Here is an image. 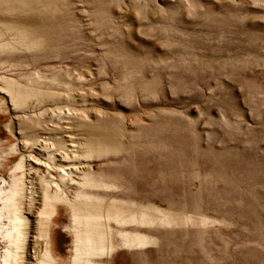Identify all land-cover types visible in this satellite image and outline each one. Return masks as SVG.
<instances>
[{
	"label": "rangeland",
	"instance_id": "374dc122",
	"mask_svg": "<svg viewBox=\"0 0 264 264\" xmlns=\"http://www.w3.org/2000/svg\"><path fill=\"white\" fill-rule=\"evenodd\" d=\"M31 149H54L138 218L169 216L110 219L113 250L97 260L264 264V0H0V264L24 258L22 233L2 237L27 215L26 193L8 190L31 185ZM117 229L153 240L127 249ZM49 236L71 264L69 206Z\"/></svg>",
	"mask_w": 264,
	"mask_h": 264
},
{
	"label": "bare ground",
	"instance_id": "6f19581e",
	"mask_svg": "<svg viewBox=\"0 0 264 264\" xmlns=\"http://www.w3.org/2000/svg\"><path fill=\"white\" fill-rule=\"evenodd\" d=\"M25 159L27 164L24 171L22 170L21 182L25 181L31 185L26 190V186L21 187L14 182L8 192L10 196L20 191L26 193L25 213L31 216V219L27 215L12 216L2 237L7 240L8 245H13L16 234L22 233L24 258L21 264H57L51 251L49 236V226L56 214L57 205L69 206L74 222L75 255L71 264H108L97 259L110 256L113 250L114 233L107 224L110 219L121 227L152 226L170 222L168 215L150 206L140 207L141 215L138 218L135 209L137 205L134 203L116 198L105 200L103 196L92 191L105 185L93 181L85 173L79 174L77 171L80 168L74 170L73 166L57 162L61 159L56 157L54 149L48 152L43 149L35 152L31 149L26 153ZM52 172L54 174H51ZM72 185H77L75 190L67 189ZM63 188L67 190L64 191ZM112 207L115 210L111 213ZM16 211L18 210L13 212L17 214ZM129 211H132L131 214L124 218L122 214ZM116 235L127 249L132 250L144 248L153 240L137 230L117 229Z\"/></svg>",
	"mask_w": 264,
	"mask_h": 264
}]
</instances>
